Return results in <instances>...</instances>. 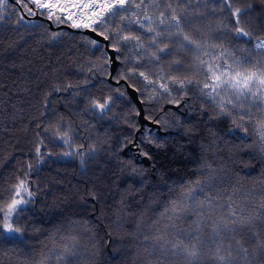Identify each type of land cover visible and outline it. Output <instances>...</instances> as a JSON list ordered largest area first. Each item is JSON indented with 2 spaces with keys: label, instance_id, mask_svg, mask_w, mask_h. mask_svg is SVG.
Wrapping results in <instances>:
<instances>
[{
  "label": "trees",
  "instance_id": "16d2710c",
  "mask_svg": "<svg viewBox=\"0 0 264 264\" xmlns=\"http://www.w3.org/2000/svg\"><path fill=\"white\" fill-rule=\"evenodd\" d=\"M248 3L254 9V36L264 37V0H236L235 6ZM197 8L206 11L196 3L189 11ZM21 13V6L9 0L5 19L0 21V195L4 196L0 206L24 174L34 197L20 218L22 241L0 238V264H25L41 253L47 255V264H186L171 254L167 258L149 255L148 246L158 213L173 198L170 189L178 190L191 180L205 181L209 172L214 177L211 194H221V203L232 196L247 211L259 209L264 202V144L253 127L260 113L253 109L255 116L245 133L234 130L232 119L240 122L235 111L232 117L220 115L198 90L189 87L187 95L176 90L171 96L160 95L151 86L144 91L140 80L131 78L126 82L142 90L139 97L146 117L167 132L160 134L145 126L138 134V152L132 151L128 146L140 128L139 110L124 83L109 82L110 59L103 55L104 44L99 42L103 47L97 50L82 31L54 30L34 17L25 19L42 27L17 25ZM219 19L223 15L218 12L212 17L213 27ZM112 25L121 21L113 19ZM129 27L138 32L135 25ZM223 43L237 44L227 36ZM240 46L251 48V43ZM118 56L116 81L134 61L147 60L123 47ZM180 57L186 65L190 63L191 57ZM140 70L153 79L160 71L152 65ZM163 71L179 75L167 63ZM106 97L112 98L110 110L100 113L91 107L90 100ZM170 103L181 104L180 110L166 107ZM64 132L70 138L68 144L58 138ZM69 151L76 154L63 155ZM144 156L150 164L142 162ZM219 215V211L213 214ZM192 219L179 224L194 228ZM260 229L258 221L256 230ZM65 246L76 255L60 260ZM245 246L247 258L237 264H264V251L254 239H247ZM204 264L212 262L205 259Z\"/></svg>",
  "mask_w": 264,
  "mask_h": 264
},
{
  "label": "snow or ice",
  "instance_id": "6c2138e0",
  "mask_svg": "<svg viewBox=\"0 0 264 264\" xmlns=\"http://www.w3.org/2000/svg\"><path fill=\"white\" fill-rule=\"evenodd\" d=\"M15 3L22 10L15 21L17 25L30 29L42 27L25 19V16H40L57 26L67 25L96 33L109 41L108 47L117 53L123 47L133 56L147 57L145 63L134 61L132 68L117 78L118 83L121 78L125 81L134 78L144 85V91L151 86L153 93L169 96L173 90L187 95L191 87L213 102L220 115L232 117L235 111L240 122L233 118L232 124L245 133L249 130L247 124L253 121L255 109L261 115L255 120L253 131L264 144V37L254 36L251 3L246 7L235 6L236 0H15ZM193 3L203 6L206 11L199 8L189 11ZM8 7L9 0H0V21L5 19ZM218 12L223 19L215 21L213 27L212 17ZM113 19L121 21V25L113 26ZM130 25H135L138 32ZM215 32L220 35L214 37ZM55 36L53 34V38ZM225 36L237 44L226 46L223 43ZM85 39L97 50L103 47L95 39ZM247 43H251V48L240 46ZM238 52L243 55H237ZM180 54L191 57L190 63L182 62ZM103 55L107 59V53ZM166 63L179 75H165ZM149 65L159 67L157 79L140 70ZM186 68L192 75L186 74ZM127 86L142 92L134 84ZM89 103L94 110L104 113L110 110L112 98L92 99ZM58 138L65 144L70 143L67 132ZM36 151L40 153L39 148ZM74 154L69 151L63 155ZM207 167L210 169L211 165ZM213 179L209 172L205 181L191 180L181 184L178 190L170 189L174 195L163 204V210L154 222L155 234L148 246L151 248L149 255L157 253L167 258L171 254L182 257L186 264H204L205 259L212 264H237L238 260L247 258V239H254L256 247L264 251V238H261L264 235V202L258 210L252 211H247L242 202L232 196L221 203V194H211ZM33 197L30 180L24 174L8 190V199L0 206V238L7 241L20 238L22 241L20 218ZM0 200H4L3 195ZM217 211L220 215L214 217ZM189 217H194L191 224L195 227H181L179 222ZM258 221L261 224L259 231L256 230ZM148 239L146 236L145 240ZM65 255L75 256L76 253L65 246L58 259H64ZM47 261V255L41 253L39 258L25 261V264H47Z\"/></svg>",
  "mask_w": 264,
  "mask_h": 264
},
{
  "label": "water",
  "instance_id": "95a60500",
  "mask_svg": "<svg viewBox=\"0 0 264 264\" xmlns=\"http://www.w3.org/2000/svg\"><path fill=\"white\" fill-rule=\"evenodd\" d=\"M10 1H14V0H10ZM35 19H40V20H44L45 22H47L50 26L51 29H67V30H74L73 28L67 26V25H55L53 24L52 22L50 21H47L46 19L40 17V16H36L34 17ZM77 31H82L84 34L88 35L89 37H91L92 39H95L97 40L98 42H101L104 44V48H105V51L110 59V75L108 77V80L110 83L114 84V85H119L121 83H124L126 85V89H127V92L129 94V96L131 97V99L133 100V102L137 105L138 107V120H139V123H140V128L137 130L136 132V137H135V140L134 142L128 146V149L132 150V151H135V152H138V146H137V139H138V134L142 132V130L145 128V126H149L151 128H156L158 130V132L160 134H166L167 132L166 131H162L161 130V127L158 123L154 122V121H151L149 120L147 117H146V114H145V109H144V104L142 102V100L140 99L139 97V92L135 91L132 87H128L127 85L129 84L128 82H126L125 80H119V83L113 79V75L114 73L116 72L118 66H119V60L117 59V52L113 51L111 48L108 47L109 45V41H106L103 39V37L101 36H98L96 35V33H93V32H90V31H87V30H77ZM166 107H170V108H173L175 110H180V107H181V104H167ZM234 130H236V128H234ZM246 135V134H244ZM126 152V150H125ZM139 154V153H138ZM142 162L145 163V164H150V160L147 156H144L142 157ZM91 200H94L93 197H91ZM113 257H115V254H112Z\"/></svg>",
  "mask_w": 264,
  "mask_h": 264
}]
</instances>
